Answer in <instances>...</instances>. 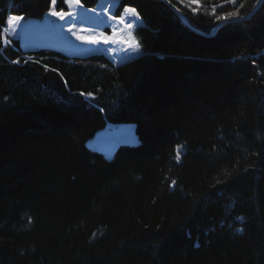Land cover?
Here are the masks:
<instances>
[{"label":"trees","instance_id":"trees-1","mask_svg":"<svg viewBox=\"0 0 264 264\" xmlns=\"http://www.w3.org/2000/svg\"><path fill=\"white\" fill-rule=\"evenodd\" d=\"M116 1L122 64L4 37L52 0H0V264H264V0L213 36L258 0ZM107 123L139 142L88 148Z\"/></svg>","mask_w":264,"mask_h":264},{"label":"rangeland","instance_id":"rangeland-1","mask_svg":"<svg viewBox=\"0 0 264 264\" xmlns=\"http://www.w3.org/2000/svg\"><path fill=\"white\" fill-rule=\"evenodd\" d=\"M125 9L133 8L118 9L116 0H98L91 8L76 0H65L58 8L56 0L40 18L9 16L4 37L16 38L25 47L55 46L72 57L100 53L113 63L122 64L142 52L135 35L142 20ZM53 11L64 13V18L51 15ZM93 40L96 43L90 42ZM134 43H138L139 51L132 47ZM138 142L134 124L107 123L86 145L109 158L119 145Z\"/></svg>","mask_w":264,"mask_h":264},{"label":"water","instance_id":"water-1","mask_svg":"<svg viewBox=\"0 0 264 264\" xmlns=\"http://www.w3.org/2000/svg\"><path fill=\"white\" fill-rule=\"evenodd\" d=\"M262 1H263V0H258V1L256 2V4L254 5L253 9H252L247 15H244V16H242V17L235 18V19L231 18V19H224V20L220 21V22L218 23V25H217V26L211 31L210 34H208V35L205 34L204 36H213V35H215V33L217 32V30H218L221 26H223L224 24H226V23L240 22V21H243V20L249 19V18H250V17H251L256 11H257V9L260 7ZM167 4H168V6L170 7V9L172 10V12H173L177 17H179V18L182 19L181 13H180L175 7H173L171 4H169V3H167ZM201 34H202V33H201Z\"/></svg>","mask_w":264,"mask_h":264},{"label":"snow or ice","instance_id":"snow-or-ice-1","mask_svg":"<svg viewBox=\"0 0 264 264\" xmlns=\"http://www.w3.org/2000/svg\"><path fill=\"white\" fill-rule=\"evenodd\" d=\"M61 2L63 3V2H65V0H61ZM192 2L193 3H196L197 2V0H192ZM236 2V0H231V3H235ZM52 3H53V5H55V3H56V0H52ZM76 3L77 4H79V0H76ZM241 7H242V5H241ZM125 11H127V12H131L133 15H136L137 17H138V14L136 13V10L135 9H125ZM214 11V10H213ZM51 15H58L59 16V18L60 19H63L64 18V13H57V12H51L50 13ZM238 15V13L237 12H235V11H233V12H228L227 13V16H218L217 17V19L218 20H221V19H227L228 17H236ZM15 19V18H14ZM121 22H123V20H121ZM78 39H80V37H77ZM91 43H96V41L95 40H93V41H90ZM132 47L136 50V51H139V45H138V43H134L133 45H132Z\"/></svg>","mask_w":264,"mask_h":264}]
</instances>
